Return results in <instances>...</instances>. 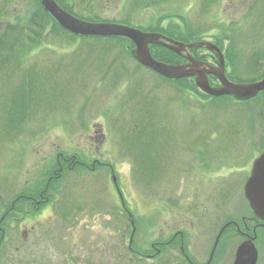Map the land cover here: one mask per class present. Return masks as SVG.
<instances>
[{"label": "rangeland", "instance_id": "rangeland-1", "mask_svg": "<svg viewBox=\"0 0 264 264\" xmlns=\"http://www.w3.org/2000/svg\"><path fill=\"white\" fill-rule=\"evenodd\" d=\"M62 2L88 21L155 33L173 22L195 31V40L220 47L230 81L251 82L264 71V0ZM34 8L32 0H0V32ZM45 43L0 72V215L19 193L39 200L45 184L54 186L43 189L50 194L38 207L24 204L27 219L16 214L0 264H182V227L190 253L203 260L224 222L249 213L243 184L264 150L263 95L208 99L193 78L166 81L107 39L57 33ZM196 53L211 61L207 51ZM14 98L25 110L11 108ZM59 157H78L84 169H67L66 160L59 173ZM24 226L32 230L26 243ZM241 239L225 231L216 264H232ZM263 243L256 264H264ZM152 246L159 252L147 260Z\"/></svg>", "mask_w": 264, "mask_h": 264}, {"label": "water", "instance_id": "water-1", "mask_svg": "<svg viewBox=\"0 0 264 264\" xmlns=\"http://www.w3.org/2000/svg\"><path fill=\"white\" fill-rule=\"evenodd\" d=\"M40 2L44 11L49 13L61 28L73 35L129 39L133 44L131 56L140 65L164 78H193L196 87L203 93L212 97L231 95L238 101L252 99L264 91V77L247 83L230 81L225 74L223 54L210 41L179 42L160 33L145 32L124 24L93 22L78 18L64 10L56 0H40ZM151 46H161L175 54L184 55L186 62L168 64L156 60L152 56ZM199 47L215 54L217 57L215 66L198 61L190 55V49ZM209 75L214 76L219 85H210ZM243 195L254 215L264 222V150L251 163L250 173L243 185ZM256 261L257 251L251 241H245L237 247L233 264H256Z\"/></svg>", "mask_w": 264, "mask_h": 264}, {"label": "trees", "instance_id": "trees-1", "mask_svg": "<svg viewBox=\"0 0 264 264\" xmlns=\"http://www.w3.org/2000/svg\"><path fill=\"white\" fill-rule=\"evenodd\" d=\"M56 2L66 11L70 12L71 14L74 13V10L70 8V6L67 5V3L62 2V0H56ZM33 5L35 8L26 15L23 16H16L14 18V22L6 25V27H3L2 31L0 32V72H4V70L12 69L13 64H15L18 61H26L28 58L32 55V52H35L39 47L43 48L45 43V40L49 38L50 34H57L62 33L64 36L70 38L71 37H79L83 39H107L109 41H113L118 43V45H121L122 49L125 51L124 54L131 56L130 49L133 48L132 42L123 37H95V36H76L68 31L64 30L59 26V24L52 18V16L44 11L40 0H32ZM74 15V14H73ZM93 22H101L99 18L95 17L93 19H89ZM156 31H159L160 34L169 37L176 36L184 43L192 42V41H200L195 40V36L197 33L191 32L190 30H187L186 32H183L182 29L176 24L171 22V25L168 27H154ZM154 30V31H155ZM175 40V39H174ZM125 43V44H124ZM217 47L220 49V47L217 45ZM199 49H203L208 52V55H214L212 52L204 49V48H193L189 51L193 54V57L200 60L201 58L198 57L196 51ZM221 50V49H220ZM151 53L154 54L156 57L165 60L167 62L174 63V58H181L182 55L175 54L174 52L161 47V46H151ZM176 55V56H175ZM215 57V56H214ZM133 59V58H132ZM183 59V58H182ZM176 63V62H175ZM139 64V63H138ZM140 65V64H139ZM142 66V65H140ZM255 67V65H254ZM30 72V71H29ZM156 74V73H155ZM256 74V75H255ZM158 75V74H156ZM254 76H250L249 79H246L248 81H255L259 80L262 77H264V71L261 73H258V71H254ZM159 76V75H158ZM164 78V77H162ZM214 79V76H211V79ZM192 78H181V79H166L164 80L169 81L171 83H183L186 82V80H190ZM216 82L217 79L215 78ZM195 84V83H194ZM195 86V85H194ZM19 91V90H18ZM200 91V90H199ZM203 95V97H207L208 99L215 97H212L210 95H207L200 91ZM261 95L264 97V91L259 93L255 98L248 100H257ZM223 97V96H222ZM232 100H235L233 97L230 96ZM18 98H14L13 102L11 103V108L14 107L16 110H25L24 107L20 109L25 104V101L18 103ZM237 101V100H235ZM242 102V101H241ZM11 108L8 110L6 109L5 113L8 115V119L10 116ZM258 116L260 119L264 120V105L259 109ZM72 158V157H71ZM70 157L66 159H62L59 157L60 162H64L63 160H71ZM78 158V157H77ZM77 158L72 162L69 163V166H72L71 170H82L84 169L83 165L77 161ZM69 160V161H70ZM66 167V165H65ZM48 185V189L53 190L54 186ZM180 240V239H179ZM176 237L172 240V243L170 245L175 244ZM182 243V241L180 242Z\"/></svg>", "mask_w": 264, "mask_h": 264}, {"label": "flooded vegetation", "instance_id": "flooded-vegetation-1", "mask_svg": "<svg viewBox=\"0 0 264 264\" xmlns=\"http://www.w3.org/2000/svg\"><path fill=\"white\" fill-rule=\"evenodd\" d=\"M189 53H190V51H189ZM214 56H215V54L209 56L211 58V61H205L203 59H200V60L197 59V60L205 62V63H209V64L215 66L217 64V57L216 56L214 57ZM182 58H183L182 63H185L186 59H185L184 55H182ZM70 157H72V156H70ZM63 161H66V160H63ZM69 163H70L69 161L66 162V168L67 169L72 168V166H69ZM57 165H58V168L56 170L59 171V173H60V171L62 172L64 169V167H62V163L57 161ZM55 173H56V171H55ZM57 176L58 175H53V176L48 175L47 179L51 180L53 177H57ZM43 189H45L44 191L47 192L48 191V185L45 184ZM43 189L41 188L38 191V198H40L39 200H36L37 199L35 197L36 195L33 192L28 193L26 191L24 193H19L17 195V197L14 198V200L10 203V205L8 207L4 208V210L2 211V213L0 215V244L2 242H4L6 233L8 232L9 229H11L13 227L12 224L14 223V221L15 222L17 221L16 219H18L17 218L18 215H16V214L19 213V216H20L19 219H23L25 217L24 214H21V212H24L23 208H24L25 203L26 204H33V205L38 207L39 202H46L48 200V197H49L48 194H50V193L49 192L47 194L44 193ZM23 200L25 202H23ZM119 200H120L121 205H122V198H120ZM37 207H36V211H38ZM248 210H249L248 211L249 213L247 215L240 216L239 220L229 219L226 222H224L223 226L217 232L207 256L203 260H198L195 256V254L190 253L189 247L187 246V241L190 240L191 237L188 235L186 230L182 227V233L179 234V239H180V241H182V243L179 246V252L182 256V264H216V262H215L216 247H217V244L219 243V239H220L221 235L225 231H227L230 236L231 235L233 236V234L234 235L236 234L242 238L241 242L238 244V246L245 241H248V240L251 241L256 248L257 260H258L259 250L257 249V243H258V241L264 242V222L260 218H258L254 215L253 211L249 207V204H248ZM36 216H38V215H36ZM36 216H33V218ZM27 218L28 217H25L24 219H27ZM31 229H32V226H31ZM31 231L32 230H29L26 226H24V228L20 230V237H21L22 242H24V243L28 242V236H29V233ZM130 245H131V243H129V251L133 256H136L137 258L143 256L141 253L134 250ZM236 249H235V251H236ZM158 252H159V249H154V247L152 246L151 252L148 254H144V257L147 260H150V259L154 260L155 259L154 257L157 255ZM234 256H235V254H234ZM233 260H234V258H233ZM256 263H257V261H256ZM232 264H233V261H232Z\"/></svg>", "mask_w": 264, "mask_h": 264}]
</instances>
